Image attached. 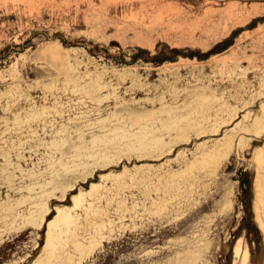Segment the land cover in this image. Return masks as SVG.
Instances as JSON below:
<instances>
[{"label": "rangeland", "instance_id": "374dc122", "mask_svg": "<svg viewBox=\"0 0 264 264\" xmlns=\"http://www.w3.org/2000/svg\"><path fill=\"white\" fill-rule=\"evenodd\" d=\"M255 120L264 0H0V264H264Z\"/></svg>", "mask_w": 264, "mask_h": 264}, {"label": "bare ground", "instance_id": "6f19581e", "mask_svg": "<svg viewBox=\"0 0 264 264\" xmlns=\"http://www.w3.org/2000/svg\"><path fill=\"white\" fill-rule=\"evenodd\" d=\"M220 124H222V123H220ZM263 124H264V120H263V122H259V120H255L253 125H250L248 127H239L237 130H235V132L236 131L238 132L239 130L245 131V132H251V129L253 131L256 130L257 128L260 129V125H263ZM216 129H217V127H215L214 131H216ZM232 138H233V135L230 136V137H226L222 144H220L218 146H214L212 148V150L207 151V153L205 154L207 156V162L210 164L211 172L215 173L216 170L221 165V163L223 162V160L227 159L228 155L231 152V148H232L231 147L232 146V144H231ZM262 155L263 154L258 156L259 158L256 159V163L254 165L255 166V168H254L255 169V179H254V186H253V192L254 193L253 192L252 193L254 195L253 196V211H254V214H255V219H253V221L254 220L256 221L255 224H257L258 229L260 230V232L262 234L263 245H264V165H263L264 158L261 159ZM208 163H206V164H208ZM227 203L229 204V206L231 205L230 201H227ZM248 204H249V202H248ZM194 237H195V235H194ZM241 238L243 239V237H241ZM242 242L243 241L241 239H239L237 241V244L234 247V257L238 261L237 262L238 264H249V258H250V254L251 253H249L247 245L244 246V247L242 246ZM98 244L99 243L97 241L93 240L92 243H91V251L94 248H96V246H98ZM78 247H79V249L82 252V250H83L82 246L79 245ZM98 247H100V246H98Z\"/></svg>", "mask_w": 264, "mask_h": 264}]
</instances>
